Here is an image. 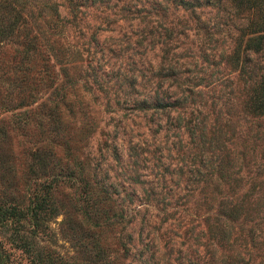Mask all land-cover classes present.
Instances as JSON below:
<instances>
[{
    "label": "rangeland",
    "instance_id": "obj_1",
    "mask_svg": "<svg viewBox=\"0 0 264 264\" xmlns=\"http://www.w3.org/2000/svg\"><path fill=\"white\" fill-rule=\"evenodd\" d=\"M193 3L0 0V202L52 185L25 228L53 264H264V46L235 59L255 11ZM15 226L0 264H32Z\"/></svg>",
    "mask_w": 264,
    "mask_h": 264
},
{
    "label": "trees",
    "instance_id": "obj_2",
    "mask_svg": "<svg viewBox=\"0 0 264 264\" xmlns=\"http://www.w3.org/2000/svg\"><path fill=\"white\" fill-rule=\"evenodd\" d=\"M234 6L238 10H253L254 16L251 17L247 24L242 28V34L236 51V60H242L241 69L247 71L243 66V60L250 59L249 54L260 51L264 46V0H231ZM184 8H195L197 4L193 3V0H179ZM8 24L4 27H0V33H5L6 37L13 35L14 28L11 22V16L9 17ZM249 110L252 113H264V73L260 78L258 84L253 88L251 95ZM4 129L0 127V135L3 136ZM42 163V162H40ZM46 164L40 165V171H44ZM43 189L39 192L36 191L34 196L30 200V207L28 204H17L12 202V194L9 193L7 199L9 203L3 201L0 202V228L8 229L10 223L14 222L19 227L15 226L10 231V237L16 241V245L20 246L24 250L30 251L32 254V264H53L49 259L44 258L40 251H35V247L32 249L31 234H27L28 230L25 228V221L27 219L39 220L41 214L53 206L51 204V197L53 188L50 183L41 182ZM235 219V217H233ZM37 222L34 223V227ZM34 229V228H33ZM1 243V241H0ZM35 252V253H34ZM3 259L2 246L0 244V260ZM242 260L240 253L231 254L230 263L238 264ZM229 262V261H228Z\"/></svg>",
    "mask_w": 264,
    "mask_h": 264
}]
</instances>
